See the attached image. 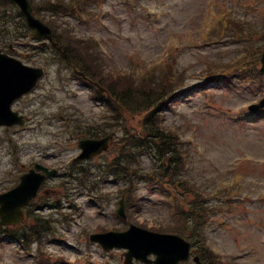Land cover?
<instances>
[{"label":"rangeland","instance_id":"rangeland-1","mask_svg":"<svg viewBox=\"0 0 264 264\" xmlns=\"http://www.w3.org/2000/svg\"><path fill=\"white\" fill-rule=\"evenodd\" d=\"M212 1L139 0L136 8L134 5L131 8L124 0H103L99 3L102 6L89 4L88 8L96 13L90 20L59 18L57 23L68 24L76 36L95 38L94 56L105 71L138 70L168 58L174 51L172 58L178 60L187 86L172 107L163 111V122L178 128L182 139L179 145L186 153L178 181L185 180L199 188L209 209L204 234L216 252L207 251L211 257L208 259L212 264H264V113L251 119L246 109L249 103L264 97V84L252 80L250 75L239 74L234 75L236 80L232 82L212 79L206 87L197 86L210 62L241 61L243 47L248 43L239 38L249 33L247 27L228 32L218 29L212 44L207 45L202 32L209 34L215 30L221 22L218 13L225 12L226 18L230 14L239 22L255 24L259 31L249 29L253 33L250 38L259 44L264 40V30L260 31L264 0ZM9 19L13 29L16 20L11 15ZM172 37L176 42L169 46ZM12 41L19 53L31 55L23 57L26 62L44 63V53L32 56V51H28L36 42L24 37ZM69 69L63 62L47 67V75L38 88L15 104L30 118L31 130L19 134L17 127L10 131L0 128V140L7 139L0 146V192L12 186L16 175H21L23 164L29 166L43 160L47 165L65 166L68 158L78 154L75 139L89 132L81 133L82 128L67 131V125H104L100 114L105 109L93 100V90ZM62 115L69 117L64 119ZM127 125L134 129L139 123L129 118ZM121 136L118 132V138ZM56 142H61V146ZM20 143L25 144L26 150L22 151L23 159L15 163ZM109 156L112 153L95 157L84 165L91 171L84 179L93 182L95 189L82 188L84 180L54 184L62 180L56 178L46 184L50 189L47 196L38 194L32 208L43 205L36 214L52 221L53 229L52 234L45 236L42 247L46 261L38 244L27 250L17 239L5 238L0 240V264H123L124 250L105 251L91 242L89 235L101 229H126L131 223L155 230L170 219L173 208L165 192L145 182L136 185L133 206L128 208L125 204L129 219L117 217L122 199L117 192L119 185L112 178L106 180L104 173L103 179L97 181L96 175ZM145 160L143 168L148 165ZM172 179L174 185L170 184ZM169 181L172 187L187 190L186 183L179 184L176 176ZM59 192L63 208H51ZM187 193L188 197L200 199L197 191ZM186 201L183 199L181 203ZM211 205H216V212Z\"/></svg>","mask_w":264,"mask_h":264},{"label":"trees","instance_id":"trees-1","mask_svg":"<svg viewBox=\"0 0 264 264\" xmlns=\"http://www.w3.org/2000/svg\"><path fill=\"white\" fill-rule=\"evenodd\" d=\"M84 52H88V48ZM89 58L88 60L97 69H100V76L106 75L101 66L98 63L95 65L93 59ZM164 67L153 69L144 78H138L134 73L112 74V77L107 78L108 81L99 78L109 87L112 100H114L112 102V127L116 125V127L124 126L123 128H125L126 125H117L120 122H125L123 110L131 114H144L143 123L145 125H139L140 128L136 133L125 131L119 142V147L114 149V156H112V176L126 183L130 181L134 184L133 186L139 182L151 183L157 180L155 185L167 188L170 178L176 176V181H178L177 176L186 163L184 151L178 145L177 133L162 125V118L159 115L170 99L174 98L178 91L184 87V72L178 71L175 59H169ZM213 72L214 70L208 67L204 75H212ZM145 157L150 158L152 166L146 167L144 170L140 168L139 164ZM172 181L174 182L173 179ZM167 190L169 197L176 201L179 196L189 195L185 191H181V194L172 191L169 187ZM134 193L135 188L130 190L129 204ZM194 195L196 194L194 193ZM189 202L187 204L189 214L182 221V226L170 224L163 226L160 230L179 233L194 243L205 242L204 228L207 223L206 216H208L207 205L197 201V198L195 201L189 200ZM198 206L201 208H197ZM180 211H185V208L180 207ZM178 214L180 213L177 211L175 216ZM48 224V222L36 218L34 223L30 224L27 237L40 238L47 231Z\"/></svg>","mask_w":264,"mask_h":264},{"label":"water","instance_id":"water-1","mask_svg":"<svg viewBox=\"0 0 264 264\" xmlns=\"http://www.w3.org/2000/svg\"><path fill=\"white\" fill-rule=\"evenodd\" d=\"M14 1L22 6L29 24L34 28H39V21L32 17L28 1ZM262 61L264 62V56ZM38 77L39 72L37 70L0 54V124L22 121L16 112L11 111L10 105L15 98L30 90ZM109 138L83 141L82 146L86 153L82 157L100 153L107 147ZM42 179L43 176L34 173L28 174L23 177L19 186L0 195V204L3 205L0 215L3 223H16L22 218L21 207L36 195ZM119 212L123 214V206ZM91 238L101 242L107 249L114 246L128 248L126 253L128 264H132L133 257L154 264H178L179 261L189 257V243L181 237L149 231L135 225H132L125 232L96 234L92 235ZM151 253L157 256L156 260L150 261L148 259V255Z\"/></svg>","mask_w":264,"mask_h":264}]
</instances>
